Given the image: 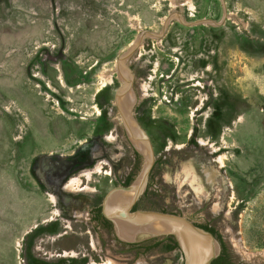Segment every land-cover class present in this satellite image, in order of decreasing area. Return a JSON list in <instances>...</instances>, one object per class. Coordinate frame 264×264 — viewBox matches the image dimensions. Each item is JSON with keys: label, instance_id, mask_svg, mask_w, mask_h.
I'll return each mask as SVG.
<instances>
[{"label": "rangeland", "instance_id": "rangeland-1", "mask_svg": "<svg viewBox=\"0 0 264 264\" xmlns=\"http://www.w3.org/2000/svg\"><path fill=\"white\" fill-rule=\"evenodd\" d=\"M169 16L128 62L155 155L135 210L209 220L234 262L264 264V0H0V264H185L92 215L146 162L116 108L118 56ZM202 19L221 23L185 24ZM220 156L224 195L198 172Z\"/></svg>", "mask_w": 264, "mask_h": 264}, {"label": "water", "instance_id": "water-1", "mask_svg": "<svg viewBox=\"0 0 264 264\" xmlns=\"http://www.w3.org/2000/svg\"><path fill=\"white\" fill-rule=\"evenodd\" d=\"M171 18L172 17L169 16L165 19L164 30L162 32L156 33L152 30H144L138 36V38L130 44V46L128 48H125L119 54L118 64H117L118 76H119V67L120 66H122L128 72V75L125 78L121 77L122 83L117 90L116 102L118 99L119 92L122 89H128L129 88L133 92L134 104H135L137 97H136L135 92L133 90L134 75H133V72H132L130 66L128 65V60H129L130 56L133 54V52L136 50V48L139 45H141L143 43V41L148 36H156V37L157 36L158 37L163 36L164 32L166 31L167 26L169 25ZM209 22H214L215 24L221 23V22H216V21L210 20V19L209 20L208 19H202V20H199V21L194 22V23H190V22L185 21V24L190 25V24L209 23ZM134 104H133V106H134ZM120 114L122 116L123 121L125 122L126 128H127L126 123L128 121H132L133 124L135 125V127L138 128V132L143 136V138L147 144L148 150H147V153H145L144 151L142 152V153H144V156L146 157V162L144 164V167H143L139 177L129 185H119V186H116L115 188H113L112 190H110L108 192V194L106 195L104 202L102 204V212H103L104 216L106 218L110 219L114 223L115 232H116L118 238L124 242L136 243V242L142 241L144 239H148V238L174 235L177 239V242L179 244L180 249L182 250V252L184 254L185 264H191V260L193 257H192L191 252L188 250V247L186 246L185 239L183 236H181L175 230H164V231L154 233V232H151V231H148L145 229H141L136 233V235L132 239H125L122 236H120V234L118 233V230H117V222H116L118 215H115L116 217H114L112 214L108 213L107 205L110 202V200L115 197V195L132 194L131 201L127 205L120 208L119 217H121L125 220H131V219L142 217L151 223H154L155 221H167V222H174V223H179V224L183 225L186 229H190L193 233H196V234L208 239L210 242L213 243L214 249L212 251H210L204 257V263H203V264H212V262L220 255L221 250H222L219 240L216 238V236L212 232H210L207 229L195 224L187 216H184L182 214L166 212V211H157V210H142V209L133 210L134 205L136 204V202L138 201L140 196L147 189L150 173H151L152 168L155 164V155L153 152L152 144L150 142V138H149L148 134L146 133V131L140 126V124L137 122V120L133 116L132 109L130 112H127L125 114L120 110ZM127 134L130 135V137H131V134H130L128 128H127ZM138 182L140 184L139 188L137 187Z\"/></svg>", "mask_w": 264, "mask_h": 264}, {"label": "bare ground", "instance_id": "bare-ground-1", "mask_svg": "<svg viewBox=\"0 0 264 264\" xmlns=\"http://www.w3.org/2000/svg\"><path fill=\"white\" fill-rule=\"evenodd\" d=\"M128 72L122 67H119V76L122 78L127 77ZM129 91L132 93V102L130 103L131 96ZM130 103V104H129ZM134 104V96L133 92L128 89H122L119 92L118 99H117V107L125 114L127 112H130L132 109V106ZM127 128L132 129L133 138L135 140L134 143L138 144V148L142 149L145 153H147L148 148L146 147L147 144L143 138V136L138 132V128L135 127L132 121H128ZM133 125V126H132ZM132 137V136H131ZM132 138V139H133ZM133 140V141H134ZM203 142L200 140V143ZM204 144V142H203ZM221 162V166H223V158L222 156L218 159ZM108 165H110L109 161H107ZM97 166V168H96ZM92 168V170L88 171L93 172L95 170H99L101 168V165L98 164ZM96 168V169H95ZM88 169V168H87ZM86 173V172H85ZM87 173V175H88ZM78 177H72V179H69V181L74 182L78 181ZM140 184L138 182L137 187L139 188ZM68 188V186H67ZM119 194L115 195L114 198L110 200V202L107 205L108 213L112 214L114 217L115 215H118L117 217V230L120 236H122L125 239H132L136 235V233L141 230L145 229L154 233L164 231V230H175L178 232L181 236L184 237L186 246L188 247V250L192 254V260L191 264H203L204 263V257L214 249V245L212 242H210L208 239L193 233L190 229H186L183 225L179 223L174 222H167V221H155L154 223L149 222L148 220L140 217L135 218L131 220H125L121 217H119L120 208L127 205L131 199L132 194Z\"/></svg>", "mask_w": 264, "mask_h": 264}, {"label": "flooded vegetation", "instance_id": "flooded-vegetation-1", "mask_svg": "<svg viewBox=\"0 0 264 264\" xmlns=\"http://www.w3.org/2000/svg\"><path fill=\"white\" fill-rule=\"evenodd\" d=\"M164 36V35H163ZM159 38H161V37H159ZM145 42V43H144ZM143 46L145 47V46H147V45H149L150 46V43L149 42H146V39L143 41ZM142 44L141 45H139L136 49H137V51L140 49V47L142 46ZM142 46V47H143ZM159 46V45H158ZM152 47H154V44L152 45ZM165 44H162V47H160L159 46V49L160 50H164L165 49ZM150 50H152V49H150ZM136 51V50H135ZM148 52V51H147ZM134 54V53H133ZM133 54L131 55V57L133 56ZM143 54V53H142ZM130 57V58H131ZM130 60V59H129ZM129 60H128V62H129ZM131 63V62H130ZM129 63V64H130ZM131 64H133V63H131ZM137 65H138V63H137ZM134 66H136V64L134 65ZM140 67H143V64H141V65H139ZM146 67H148V71H153L154 69L153 68H150L149 67V64H147L146 65ZM164 68V67H163ZM133 72V71H132ZM134 75V74H133ZM149 77V76H148ZM134 78H135V76H134ZM134 82V81H133ZM134 88V87H133ZM129 93H130V96H131V100H130V103L132 102V93L129 91ZM171 95H172V97L174 98L175 96H174V93H171ZM129 103V104H130ZM139 104V102H138V99L136 100V102H135V104H134V106L132 107V114H133V116L134 115H137V117H138V109H137V107L140 105H138ZM150 104V103H149ZM152 104V103H151ZM144 106V108H142V110L145 112V111H147V104L146 105H143ZM116 108H118L117 107V105H116ZM118 111H119V109H118ZM142 111V112H143ZM116 115V114H115ZM111 116H113V112L111 113ZM135 117V116H134ZM140 118L138 117V120H139ZM133 126V125H132ZM128 127V126H127ZM142 127L144 128V126L142 125ZM117 129V128H116ZM118 130V129H117ZM128 130H129V132H130V134H131V136H132V138H133V134H132V129H130V128H128ZM113 133V132H112ZM114 134V133H113ZM119 134L117 133V136H118ZM114 138L115 139V137L113 136V135H111V136H108V134H107V137H105V139L106 140H108V141H112L110 138ZM133 140H134V138H133ZM202 141L204 142V144H203V142H201L200 143V141H199V143L200 144H202V145H206V144H208V142H206L205 140H203L202 139ZM134 142H135V140H134ZM136 144V143H135ZM137 145V144H136ZM138 146V145H137ZM169 146V148H166L165 149V151L166 152H169V151H171L172 149H173V146L172 145H168ZM147 147V146H146ZM182 147V146H181ZM176 149H180V148H178L177 146L175 147ZM183 149H185V147H182ZM212 151H214V150H212ZM217 151V150H216ZM160 157V156H159ZM163 158L164 159H168V156H163ZM160 159V158H159ZM109 161V160H108ZM159 163L160 161L158 160V161H156V163ZM194 162H196V158H194V157H192L191 159H190V163H192L193 165L195 164ZM104 163L105 164H107L108 162H106V161H103V162H101V161H99L98 162V164H100L101 166H102V168L104 167L103 165H104ZM136 163V162H135ZM188 163V162H187ZM97 164V165H98ZM155 165V164H154ZM198 167H199V171L198 172H200L201 174H203V175H206V177L205 178H207V176L208 175H212L213 174V176H211L210 178L211 179H214L213 181H216V182H219V184L221 185V187H220V189H221V194L222 195H224V193L226 194V188L224 187H222V184L226 181V176L224 175V173H223V168H224V165L223 166H219V165H217V166H213V167H211V166H208V165H203V166H199L198 165ZM211 167V168H210ZM194 168H196V166L194 167ZM218 169H220L221 171H219ZM196 170V169H195ZM214 170V171H213ZM93 173H95L94 171H93ZM132 173V172H131ZM129 174L128 176H127V179L126 180H123L122 181V183L123 184H121V185H129L128 184V182H129V179L131 178V175L132 174ZM194 174H197V171L196 172H194ZM42 175L44 176V173H43V171H42ZM81 175V174H80ZM204 177V176H203ZM44 178H45V176H44ZM193 180H196L197 179V177L195 176L194 178H192ZM153 180H154V171L152 170L151 171V173H150V177H149V182H148V185H147V190H149L150 188H151V186L154 184L153 183ZM212 181V180H211ZM226 183V182H225ZM197 185H200L201 186V188H203L204 186L202 185V181L200 180V182H198V184ZM228 186V185H227ZM66 187V186H65ZM64 189V188H63ZM146 192V191H145ZM219 200H223L224 201V199H222V198H220ZM140 201V199H138V202ZM138 202H136V204L134 205V207H133V210H135V207L136 206H138ZM221 203V202H220ZM223 204V203H222ZM222 204H219V205H221L220 206V209L221 210H223V208L224 207H222ZM100 208V211H98L97 209H99ZM100 212H101V214L104 216V214H103V212H102V206H97V207H95L94 208V210H93V218H95V220H96V222H98V224H99V228H100V230L102 229V230H104V231H107L108 233H112V232H114L115 233V228H114V223L110 220V219H108V218H106L105 216H104V218L106 219V220H108L109 222H110V224L109 225H107L108 227H104V225L102 224V222L100 221V220H98V219H96L99 215H100ZM172 213H177V214H181V213H178V211H175V210H173L172 211ZM182 215H183V213H182ZM194 216V217H193ZM195 216H197V215H192V216H188V218L190 219V220H192L195 224H197V225H199V226H201V225H207L208 227H210V228H213L215 231H218V228L211 222V221H209V220H197V219H195ZM99 218V217H98ZM203 227V226H202ZM204 228V227H203ZM215 236H216V238L219 240V242H220V244H221V253H220V255L221 254H225V255H227V254H229L228 253V248H227V245H226V243H225V241H222L219 237H218V235H216V234H214ZM162 238H164V236H160V237H154V238H148V239H145V240H142V241H139V242H136V243H128V242H122V241H120L119 240V242H117L119 245H125L126 246V248L130 251V252H134L135 254H140V252L141 251H144V252H149V251H154V250H162V251H166V252H170V251H174V250H176V249H173V250H166L165 248L170 244V242L169 241H166V240H164V239H162ZM160 240V241H159ZM180 248V247H179ZM219 255V256H220ZM218 256V257H219ZM217 257V258H218ZM229 259H230V261L231 262H233V263H235V264H241V263H236V262H234L232 259H231V257L229 256Z\"/></svg>", "mask_w": 264, "mask_h": 264}, {"label": "trees", "instance_id": "trees-1", "mask_svg": "<svg viewBox=\"0 0 264 264\" xmlns=\"http://www.w3.org/2000/svg\"><path fill=\"white\" fill-rule=\"evenodd\" d=\"M132 181H133V178L130 179V181L128 182V184H130V182H132ZM97 210L100 211V208L97 209ZM98 217L96 219L100 220L102 222V224L104 225V227H108L107 225H109L110 222L104 218V216L101 214V212H100V215ZM202 226L205 229H207L208 231L212 232L213 234L218 235V237L221 239V236L213 228H210L207 225H201V227ZM162 239L170 242V244L165 248L166 250L179 249V244H178L177 239H176V237L174 235L164 236V238H162ZM212 264H235V263H233V262L230 261L229 254L225 255L223 253L218 258H216L212 262Z\"/></svg>", "mask_w": 264, "mask_h": 264}]
</instances>
